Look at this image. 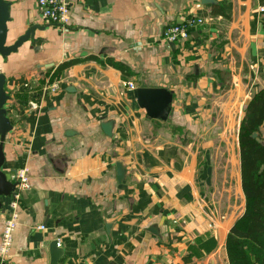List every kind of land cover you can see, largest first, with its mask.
Wrapping results in <instances>:
<instances>
[{
  "label": "crops",
  "instance_id": "0c3cea01",
  "mask_svg": "<svg viewBox=\"0 0 264 264\" xmlns=\"http://www.w3.org/2000/svg\"><path fill=\"white\" fill-rule=\"evenodd\" d=\"M4 1L8 44L42 29L0 58L12 127L0 171L29 178L2 264H50L52 242L57 264H229L245 211L239 127L264 91V0H70L64 30L40 20L36 0ZM197 17L192 40L171 47L164 29ZM125 82L172 92L167 119L147 118ZM0 202L1 236L10 198Z\"/></svg>",
  "mask_w": 264,
  "mask_h": 264
},
{
  "label": "trees",
  "instance_id": "16d2710c",
  "mask_svg": "<svg viewBox=\"0 0 264 264\" xmlns=\"http://www.w3.org/2000/svg\"><path fill=\"white\" fill-rule=\"evenodd\" d=\"M192 38L190 31L189 39L178 43L177 49H183ZM68 65L70 63L57 67L54 75H60ZM109 65L125 74V69L119 64L109 62ZM260 128L264 129V91L252 95L239 127L241 190L245 211L226 237L229 264H264V143ZM253 134H256L255 138Z\"/></svg>",
  "mask_w": 264,
  "mask_h": 264
},
{
  "label": "water",
  "instance_id": "95a60500",
  "mask_svg": "<svg viewBox=\"0 0 264 264\" xmlns=\"http://www.w3.org/2000/svg\"><path fill=\"white\" fill-rule=\"evenodd\" d=\"M202 4H214L213 0H201ZM10 4L4 0H0V58L5 59L11 54L17 52V50L26 42L34 39V33L36 30H41L39 26L29 27L21 36H19L11 44L7 43V23L9 18ZM173 47V44L170 45ZM5 76L0 73V168L3 164V143L6 135L12 130L11 124L6 117V111L4 109L5 103L8 101V96L5 92ZM133 97L136 105L139 109L143 110L147 118L152 120L165 121L170 111V105L173 100V94L169 90L164 88H136L133 90ZM112 121H108L101 124V129L104 134L111 136ZM253 138L256 134L252 135ZM116 179L117 182H121L124 178V169L120 163L115 164ZM15 176V175H14ZM16 187V181L8 174H4L0 171V198H11ZM4 208L0 202V211ZM149 232L158 236V232L155 227L150 228ZM50 264H57V261L62 255V251L57 247L56 242H52L49 245ZM2 264V263H0Z\"/></svg>",
  "mask_w": 264,
  "mask_h": 264
},
{
  "label": "built area",
  "instance_id": "2783aa9c",
  "mask_svg": "<svg viewBox=\"0 0 264 264\" xmlns=\"http://www.w3.org/2000/svg\"><path fill=\"white\" fill-rule=\"evenodd\" d=\"M36 6L40 20L46 25L66 29L70 21V0H36ZM259 13H264V6L259 7ZM203 19L200 17L189 18L180 24L170 25L164 29V39L168 43L178 44L189 39L190 31L201 26ZM123 87L133 90L134 85L131 82L123 83ZM57 82L52 83L47 88L48 92L56 93L58 91ZM30 108L37 109L36 104H30ZM27 168H21L15 173L16 187L9 202V216L5 220L0 238V263L8 253L12 243V234L17 225L20 195L23 191L29 189V178ZM42 229V227H38Z\"/></svg>",
  "mask_w": 264,
  "mask_h": 264
}]
</instances>
